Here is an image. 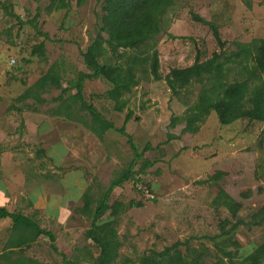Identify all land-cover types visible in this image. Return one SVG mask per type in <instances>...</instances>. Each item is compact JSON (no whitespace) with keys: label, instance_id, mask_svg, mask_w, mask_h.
Here are the masks:
<instances>
[{"label":"rangeland","instance_id":"obj_1","mask_svg":"<svg viewBox=\"0 0 264 264\" xmlns=\"http://www.w3.org/2000/svg\"><path fill=\"white\" fill-rule=\"evenodd\" d=\"M67 1L68 7L49 11L50 0H0V154L9 151L10 159L14 155L11 168L16 167L21 181L18 199L10 206L28 213L55 236L54 248L40 235L10 257L21 254L43 264H64L66 257L74 264H93L92 257L100 250L85 234L91 217L75 209L83 204L87 187L96 201L130 164L133 175L113 188L108 199L109 205L114 200L126 205L116 224L122 243L117 264L124 257L131 259L127 264H136L143 254L177 241L182 253L187 246L205 247L202 264H220L223 256L211 236L219 233V221L231 216L224 206L212 204L219 187L242 204L238 215L243 223L233 231L240 243L234 259L244 257L264 239V218L256 222L251 218L264 206V121L238 119L222 125L211 112L198 132L181 133L184 124L171 127L170 117L181 115L196 99L198 81L175 96L164 79L139 74V84L125 94L126 108L118 112L105 95L111 86L108 81L84 80V100L115 126H121L126 112L132 111L126 131L141 153L135 156L126 136L113 129L98 136L87 128L91 116L86 110H77L75 119L54 115L58 88L49 87L42 94L43 103L15 101L52 65L62 87H68L80 71L88 72L81 53L96 33L102 0ZM3 3H8L6 8ZM193 13L217 26L225 52L235 50L236 42L264 37V0H176L156 38L162 77L171 68L192 64L196 55L203 61L220 51L211 28L195 20ZM40 42L44 56L32 54V47ZM234 78H239L237 70L230 72L229 79ZM12 104L20 111L9 110ZM64 138L69 147L65 152L58 147ZM212 175L216 179L205 182ZM29 193L38 208L26 203ZM108 217L109 210L102 218ZM0 229L7 241L10 226L4 223Z\"/></svg>","mask_w":264,"mask_h":264},{"label":"trees","instance_id":"obj_2","mask_svg":"<svg viewBox=\"0 0 264 264\" xmlns=\"http://www.w3.org/2000/svg\"><path fill=\"white\" fill-rule=\"evenodd\" d=\"M5 1V0H4ZM82 0H79L81 2ZM176 0H102L100 22L95 35L81 55L88 72L80 71L75 80L70 81L68 87H62L60 78L56 73V65L50 66L48 71L39 77L32 86L19 94L15 101L21 102L32 99L36 103H43L42 94L49 87L61 90L54 98L58 103L52 110L54 115H62L66 119H75L77 110H86L90 123L85 126L100 136L109 129L126 136L135 156L141 153L132 142L130 134L126 131V123L132 118V111L125 114L123 123L117 127L90 103L84 100L83 83L86 79L103 78L110 83L105 95L114 102L115 111L121 112L126 108L128 98L126 93L140 82L139 74H149L153 80L164 79L171 93L180 96L188 92L193 81L201 86L196 99L189 103L181 115H171L169 125L175 127L183 123L181 133H196L206 117L214 112L222 125L233 123L238 119L250 121H264V37L253 38L248 43H235V50L225 52L224 41L221 40L217 26L203 17L193 13L192 17L202 24L208 25L220 47V51L212 52L210 58L200 61L196 55L192 64L185 67L171 68L162 77L159 71L158 51L156 38L163 30V18ZM4 8L8 3L2 4ZM249 5V4H247ZM69 6L67 0H50L48 10L62 9ZM20 23L19 17L11 13ZM33 22V21H30ZM36 26V25H35ZM174 37V36H173ZM45 46L40 42L32 47V54L44 56ZM237 70L239 78L229 79L230 72ZM75 89L74 93H70ZM64 93H67L64 96ZM18 110L14 104L9 110ZM178 135H169L177 138ZM136 158V157H135ZM133 175L132 164L114 178L107 189L96 201L90 194V187L82 193L83 204L75 210L91 217L90 228L85 232L98 247L99 254L93 258V264H117L120 256L119 248L122 243L118 239L116 224L121 209L126 205L114 200L108 204L110 191L127 181ZM216 179L215 175L208 180ZM93 202L96 203L92 207ZM140 204V203H138ZM216 207L224 206L230 213L231 219H222L218 223L219 233L211 236L222 256L220 264H264V239L252 251L240 259H234L240 243L234 238V229L243 223L238 215L242 204L230 196L222 187L212 199ZM129 205H133L130 202ZM109 210V217L103 219ZM9 217L12 220V229L15 236L8 239L6 247H28L40 235L46 236L54 248L55 236L52 231L39 226L37 221L21 212H11L0 206V219ZM253 222L264 218V206L251 215ZM20 232V234H17ZM177 241L161 251H149L139 257L136 264H202L206 250L189 247L182 253ZM233 246L235 250L229 249ZM13 250H7L3 255L10 259ZM1 255V256H3ZM131 259L124 257L120 264H127ZM64 264H74L73 261L63 258ZM12 264H43L33 258L16 257Z\"/></svg>","mask_w":264,"mask_h":264},{"label":"crops","instance_id":"obj_3","mask_svg":"<svg viewBox=\"0 0 264 264\" xmlns=\"http://www.w3.org/2000/svg\"><path fill=\"white\" fill-rule=\"evenodd\" d=\"M2 135H3V132H2L1 126H0V140L2 138ZM67 143H68V141L66 140V138H64V140L61 141V145H59L58 147L61 148L62 151H64V152L68 151L69 147H68ZM58 147H56L57 153H59ZM7 152H9V151H3L0 154V206L5 207L7 210H9L11 212H15L16 208H12L10 205L15 204L17 199H18L17 190L20 189L21 181L19 180V177H20L19 174L15 173L16 167L11 168L14 165V163H13L14 162L13 161L14 155H13L12 159H10L11 155L8 157ZM35 199L36 198H35V196H33V193H29L27 200H26V203H28V204L33 203V207L36 209V208H38L39 205H38V201H35ZM21 213L29 216L28 213H25L24 211H22ZM4 223H6V224H8V226H10L8 239H10L11 236L14 237L16 232H14L12 229V225H13L12 220L9 217L0 219V228H1L2 224H4ZM17 234H20V232H18ZM3 235H4V233L0 229V245L2 243V245L0 247V264H6L7 263V261H6L7 258L3 255L7 250H13L15 253V251H18L20 249L18 247H8L7 248L6 247L7 243H5V242H7L8 240L5 241L6 238H3L2 237ZM2 239H4V240L2 241ZM25 248H27V247H25ZM13 254H11V255H13ZM1 255H3V256H1ZM21 256L22 255L20 254V255L13 257V258L10 257V259H7V260H10L9 263L12 264V260H14L16 257H21Z\"/></svg>","mask_w":264,"mask_h":264},{"label":"built area","instance_id":"obj_4","mask_svg":"<svg viewBox=\"0 0 264 264\" xmlns=\"http://www.w3.org/2000/svg\"><path fill=\"white\" fill-rule=\"evenodd\" d=\"M12 62L14 61V59L11 60ZM140 188V187H139Z\"/></svg>","mask_w":264,"mask_h":264}]
</instances>
